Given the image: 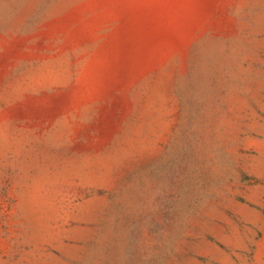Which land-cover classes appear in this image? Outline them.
<instances>
[{
    "label": "rangeland",
    "instance_id": "374dc122",
    "mask_svg": "<svg viewBox=\"0 0 264 264\" xmlns=\"http://www.w3.org/2000/svg\"><path fill=\"white\" fill-rule=\"evenodd\" d=\"M0 264H264V0H0Z\"/></svg>",
    "mask_w": 264,
    "mask_h": 264
}]
</instances>
